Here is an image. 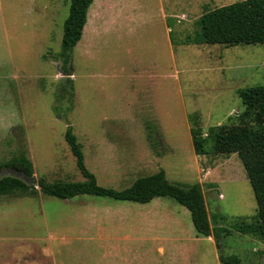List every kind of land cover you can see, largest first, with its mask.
Returning a JSON list of instances; mask_svg holds the SVG:
<instances>
[{
    "label": "rangeland",
    "instance_id": "374dc122",
    "mask_svg": "<svg viewBox=\"0 0 264 264\" xmlns=\"http://www.w3.org/2000/svg\"><path fill=\"white\" fill-rule=\"evenodd\" d=\"M241 1L93 0L64 65L71 0H0V167L23 157L36 182L84 181L71 131L101 187L158 173L198 186L210 230L197 234L167 197L61 201L35 184L34 194L0 195V264H264V224L238 155L244 143L264 148V131L249 141L254 107L240 123L239 94L264 87V45L195 42L203 13Z\"/></svg>",
    "mask_w": 264,
    "mask_h": 264
},
{
    "label": "trees",
    "instance_id": "16d2710c",
    "mask_svg": "<svg viewBox=\"0 0 264 264\" xmlns=\"http://www.w3.org/2000/svg\"><path fill=\"white\" fill-rule=\"evenodd\" d=\"M92 3L93 0H71L70 2L69 13L63 23L61 42L60 56L64 65L70 63L71 53L82 36L88 9ZM198 26L199 35L195 40L197 43L223 46L264 45V0H244L209 10L199 17ZM239 94L246 111L241 116V124H244V119H248L247 116L253 113V107L256 109L252 118L259 131L254 130L249 134V141L254 144L256 143L254 140H257L260 133L264 131V87L244 90ZM221 132L225 133L226 127H221L217 131L215 141L222 134ZM65 139L85 180L82 182L49 183L39 179L36 185L43 195L61 201L79 196H92L136 204H146L156 198L167 197L188 210L197 234L209 236L208 214L198 186L181 188L169 183L162 173H158L140 177L130 187L120 191L101 187L95 177L86 170L80 146L76 143L71 131L66 133ZM195 146L197 152H202L201 141L195 140ZM238 155L257 204L256 217L259 222L264 224V148L256 149L252 143H244L238 150ZM1 167L24 173L28 177L33 176L31 163L23 157L16 163ZM36 185L27 184L16 174L6 175L0 177V195L12 191H30L34 194ZM226 262L230 263V260L228 259Z\"/></svg>",
    "mask_w": 264,
    "mask_h": 264
},
{
    "label": "water",
    "instance_id": "95a60500",
    "mask_svg": "<svg viewBox=\"0 0 264 264\" xmlns=\"http://www.w3.org/2000/svg\"><path fill=\"white\" fill-rule=\"evenodd\" d=\"M15 173L17 177L23 179L27 184H33V185L36 184V178L34 175L32 177H28L24 173H18V172Z\"/></svg>",
    "mask_w": 264,
    "mask_h": 264
}]
</instances>
